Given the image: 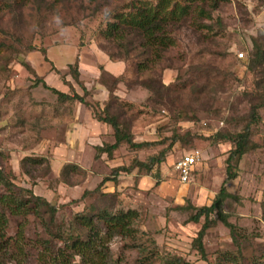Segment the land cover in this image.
<instances>
[{
  "label": "rangeland",
  "instance_id": "374dc122",
  "mask_svg": "<svg viewBox=\"0 0 264 264\" xmlns=\"http://www.w3.org/2000/svg\"><path fill=\"white\" fill-rule=\"evenodd\" d=\"M128 1L24 0L18 6L16 0H0V151L6 156L7 169L15 175L13 181L23 187L32 186L34 194L62 204L56 225L66 228L68 219L98 201L95 194L79 200L84 189H94L113 167L129 165L136 159L143 161L162 151L164 161L151 170L138 171L135 167L101 187L104 193L118 191L121 207L132 208L138 214L135 238L113 236L106 241L111 259L120 264H166L180 257L191 264H235L232 254L238 264H251L253 259L264 262V62L254 69L248 65L252 37L259 38L264 46V0H219L212 17L215 20L219 16L221 27L197 29L189 21L175 27L171 32L175 45L141 73L131 64L134 51L126 57L124 45L119 46L99 33L107 12L122 9ZM30 43L45 47L46 52H27L25 47ZM99 51L108 59L112 53L114 62L117 58L128 62L126 69L125 63L118 61L122 64L120 72L127 71L128 83L117 84L114 93L134 105L133 109L127 107V118L132 119L135 141L158 144L139 150H130L123 144L111 157L103 154L94 159L93 146L78 147L83 137L92 140L94 136L91 139L86 133L72 131L75 141L69 138L78 117L74 109L81 102L60 101L37 79L65 92H70L69 81L75 92L84 95L69 74V65L77 59L83 68L88 67L87 76L82 79L89 88L83 84L87 92L84 97L96 109L94 104L99 101L91 97L93 91H100L96 90L97 82L105 84L107 96L103 102L113 89L111 76L101 70L104 78L100 80L104 82L95 77L100 70L96 66ZM239 52L244 53L242 59L236 57ZM150 79L169 87L168 95L162 91L161 104L155 107L145 104L148 91L142 82ZM253 115L259 119L256 123L250 121ZM247 123L250 141L256 146L239 161L231 162L236 177L226 188L235 196L224 201L223 211L227 220L236 225L237 232L245 233L248 239L237 236L241 243L237 248L230 228L211 214L202 240L204 259L192 247L204 216L198 222L185 219L198 207L211 204L227 174V157L234 144L215 139V134L223 130L241 131ZM174 133L182 138L168 147ZM194 149L200 150L201 160L194 165L190 180L182 183L175 172V162ZM26 156L45 158L36 166L33 180L21 172L20 163ZM66 163L79 165L83 172H72L74 185L60 183L54 190L49 182L60 177ZM32 181L35 185H31ZM7 216L10 235L15 234L19 222L25 223L28 244L24 264H46L45 250L36 239L47 236L33 216ZM76 230L85 237L82 229ZM137 246L146 250L138 255ZM145 252L150 256L142 263ZM79 262L78 256L72 260Z\"/></svg>",
  "mask_w": 264,
  "mask_h": 264
},
{
  "label": "trees",
  "instance_id": "16d2710c",
  "mask_svg": "<svg viewBox=\"0 0 264 264\" xmlns=\"http://www.w3.org/2000/svg\"><path fill=\"white\" fill-rule=\"evenodd\" d=\"M16 1L18 6L24 3V0ZM218 1L129 0L122 9L107 12L105 25L100 27L99 33L106 39L116 41L117 43L115 42V44L119 46L124 45L126 57L129 56L131 51H134L135 57L131 64H133L136 72L141 73L155 65L162 58V53L175 45V38L171 35L175 27L188 21L197 29L207 28V30H211L213 25L221 27L222 22L219 16H216L215 20L212 17L213 11L218 7ZM209 21L210 23L208 24L207 22ZM25 48L27 52L33 50H39L42 53L46 52L45 47H36L31 43L26 45ZM108 56L111 60L114 59L112 53ZM237 59L239 58L237 57ZM116 60L123 61L126 69L129 66L128 62L121 58ZM263 62L264 46L259 38L252 37V49L248 58L249 68L254 69L255 66L262 65ZM102 72L107 76H111L112 82L110 85H113V89L109 91V98L103 103V107L100 108L98 106L97 108L95 107L96 109L85 100L84 96H87V92L83 87V82L79 79L80 73L77 59L69 65V74L82 87L84 95H79L75 92V87L69 81L67 85L70 86V92H63L51 87L43 79L40 80L38 78L37 82L56 94L60 101L74 102L77 100L83 103L92 110L96 120L104 122L110 127L112 141L107 142L105 140L102 145L93 146L95 151L94 159L100 158L103 154L111 157L113 152L123 144H126L130 150H139L158 144V141H135L132 131V119L127 118L130 117L127 115V107L133 109L134 105L131 102L121 100L114 93L117 84L123 83L125 85L128 83L127 76H125L127 71L117 76H112L103 70ZM102 72L99 75V80L104 78ZM142 85L148 91L146 105L148 103L153 107L158 106L161 104L163 94L168 95L169 87L164 85L162 81L150 79L147 82H142ZM162 91L163 96L161 95ZM250 121L256 123L259 119L257 120L256 116L253 115ZM244 127L245 129L241 131L223 130L215 134V139L229 140L234 144L227 157V174L223 178L211 204L198 207L194 213L189 215L187 220L185 219V222H198L200 217L204 216V222L192 242V247L204 259L206 258V252L202 240L210 224L208 218L211 214L217 216L230 228L237 248L241 246L237 236L240 239H248L245 233L240 234L237 232L236 225L227 220V214L223 211L224 201L235 196L229 193L226 188V184L236 177L235 171L232 170L233 164L231 162L239 161L248 150L256 146L250 141V124L247 123ZM181 138L178 133H174L173 136L169 137L170 143L168 147ZM5 157L0 151V264H8L11 261L24 264L26 261L25 247L28 242L24 235L25 223L19 222L15 234L10 235L7 232L9 223L7 215L19 216L21 219H26L28 215H31L37 221L47 236L46 238L37 237L36 239L45 250L46 256H43L47 260L43 262L46 264H76L72 263L75 256L80 259L77 264H120L119 261H115L109 256L110 251L106 241L113 238V236H120L123 239L135 238L134 223L138 214L132 208L123 209L121 207L122 202L119 200L120 193L118 191L104 193L101 187L106 181H116L120 173L132 172L135 167L139 169L138 171L141 169L151 170L155 165L164 161L165 154L161 151L158 156H149L143 161L136 159L129 165L113 167L110 175L104 176L94 189L83 190L79 200L84 199L89 194H95L98 201H96L97 203H91L87 209L77 212L73 218L68 219L66 228L61 224L56 225L57 213L62 204L56 205L45 197L34 194L32 186L23 187L16 185L13 181L15 175L7 169ZM44 161L45 158L41 156H26L20 163L21 172L30 180H33V172L36 166L41 165ZM76 170L83 172L81 167L75 163L64 164L60 171V177L49 182L50 187L55 190L60 183L74 185L71 177L72 172ZM31 185H35V182L32 181ZM262 204L264 205V200ZM190 208L192 209L193 207L190 206ZM76 228L78 230L82 229L86 234L85 237H82ZM137 247H139L138 255H141L146 250L144 246ZM239 253L242 259V251L239 250ZM230 255L234 259L235 264H238L237 257ZM149 256L145 252V255L142 256L143 259H141L142 263L147 261ZM262 256L264 257V255ZM44 258L42 259L44 260ZM173 259L172 262L166 261V264H191L180 257H174ZM251 264H264V262L253 259Z\"/></svg>",
  "mask_w": 264,
  "mask_h": 264
},
{
  "label": "crops",
  "instance_id": "0c3cea01",
  "mask_svg": "<svg viewBox=\"0 0 264 264\" xmlns=\"http://www.w3.org/2000/svg\"><path fill=\"white\" fill-rule=\"evenodd\" d=\"M101 52V51H99ZM102 53V52H101ZM99 53L96 57V66L97 68L100 67V70L98 71V74L95 75L96 79H99V75L101 73V70L105 71L106 73L112 75V76H117L122 74L121 68H122V64L118 61H112L110 59H108V57L104 54V53ZM82 57L79 55V59H81ZM76 60V59H75ZM121 64V65H120ZM86 68L87 65L84 66V68L82 67V65H80V63L78 62V70L80 73L79 79L82 81V79L84 80V76L86 73ZM99 69V68H98ZM117 71V72H116ZM84 85L87 87L88 83L86 81H83ZM97 85L99 87L96 86V90L99 89V93H95V91H93V95L91 97V100L94 101H99L98 104H95V107L97 108V105L101 108L103 106L102 102L105 100L106 98V94H104V91L106 93V88L104 87V85L99 82H97ZM65 90V89H64ZM64 90L61 89V91L65 92ZM89 90V88H88ZM67 92V91H66ZM104 103V102H103ZM77 108V109H76ZM75 113H77V119H74V126L71 128L72 130L70 131V139L72 138L73 141H75V137L74 134H71V132L73 131L74 133H86V136H92L93 139L89 140L86 139V137L81 140H79V144L78 147L80 146V148H83L85 145L88 146H95V145H102L103 140L105 141L106 139H111V129L110 127L105 124L104 122H100L98 120H96L94 118V113L92 112V110L90 108H88L87 106H83L81 103H78L75 106L74 109ZM88 134V135H87ZM69 140V139H68ZM198 164V163H197ZM82 195V194H81Z\"/></svg>",
  "mask_w": 264,
  "mask_h": 264
},
{
  "label": "built area",
  "instance_id": "2783aa9c",
  "mask_svg": "<svg viewBox=\"0 0 264 264\" xmlns=\"http://www.w3.org/2000/svg\"><path fill=\"white\" fill-rule=\"evenodd\" d=\"M237 57L242 59L244 57L243 52L237 53ZM201 152L199 149H194L190 153L182 155L174 165L175 172L179 178V181L186 183L190 180L193 167L201 160Z\"/></svg>",
  "mask_w": 264,
  "mask_h": 264
}]
</instances>
